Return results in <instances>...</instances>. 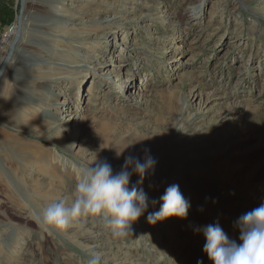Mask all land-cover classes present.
I'll return each instance as SVG.
<instances>
[{
  "label": "rangeland",
  "instance_id": "rangeland-1",
  "mask_svg": "<svg viewBox=\"0 0 264 264\" xmlns=\"http://www.w3.org/2000/svg\"><path fill=\"white\" fill-rule=\"evenodd\" d=\"M0 70V264H86L91 252L213 264L192 221L206 224L208 205L237 222L264 204V0H0ZM145 149L154 168L128 189L148 206L127 237L100 217L41 227L42 209L71 204L82 166L116 175ZM172 185L190 222L149 224ZM219 227L242 243L237 225Z\"/></svg>",
  "mask_w": 264,
  "mask_h": 264
},
{
  "label": "clouds",
  "instance_id": "clouds-1",
  "mask_svg": "<svg viewBox=\"0 0 264 264\" xmlns=\"http://www.w3.org/2000/svg\"><path fill=\"white\" fill-rule=\"evenodd\" d=\"M144 152L143 162L133 155L125 157L121 171L116 175L107 162L96 167L82 166L71 204L60 200L42 209L37 214L41 227L63 233L81 218L100 217L114 240L127 237L131 225L148 206L142 189L137 186H133L131 191L128 189L133 174L138 175V183H142L145 174L154 168L155 161L148 154L149 150ZM160 200L159 211L147 217L149 224L154 225L170 217H187L190 204L178 185L168 187ZM237 227L240 245L230 241L218 225L203 229L206 238L203 251L208 259L213 264H264V204L241 216ZM101 260L99 253L91 252L86 264H101Z\"/></svg>",
  "mask_w": 264,
  "mask_h": 264
},
{
  "label": "bare ground",
  "instance_id": "bare-ground-1",
  "mask_svg": "<svg viewBox=\"0 0 264 264\" xmlns=\"http://www.w3.org/2000/svg\"><path fill=\"white\" fill-rule=\"evenodd\" d=\"M188 9H190V11L192 13V16H197V14L200 12V11H198L199 6H191V7H188ZM15 30H16V26L14 24L13 27H12V30L9 31V29H8V31L5 33L4 36H5L6 43H8L7 34L9 33L8 34L9 37L12 38L14 36L15 32H16ZM2 39H4V38L2 37ZM257 154L258 153L256 151L252 152L253 156H256ZM257 177H258V175H257ZM184 199L190 204L189 199L187 200L185 197H184ZM191 208H192V205L190 204L189 210ZM203 211H204V213L207 216L208 222L206 224L197 225L194 221H192L193 227H190L192 229V232L201 233V232H203L204 228H206L207 226H210V225L211 226H216V225L223 226L224 228L225 227H230L233 224L237 225V222H236V220L234 218L226 217V211L223 210V209H220V208H217V207H214V206L212 208H210L209 205H208V206L205 207V209ZM247 211H248V209H246V213L249 212V211L248 212ZM197 213L198 214H202L203 212L197 211ZM178 219L180 220L181 218H178ZM187 220H188L187 223H189L190 222L189 217L187 218ZM232 231H233V229H232Z\"/></svg>",
  "mask_w": 264,
  "mask_h": 264
},
{
  "label": "water",
  "instance_id": "water-1",
  "mask_svg": "<svg viewBox=\"0 0 264 264\" xmlns=\"http://www.w3.org/2000/svg\"><path fill=\"white\" fill-rule=\"evenodd\" d=\"M19 31H20V17L18 18L17 31H16V34H15V39L17 38V34L19 33ZM11 50H12V45L9 48L8 54H7L6 58H5L3 66L1 68L2 71H3V68L6 65V63L9 61V58H10V55H11ZM1 70H0V74H1Z\"/></svg>",
  "mask_w": 264,
  "mask_h": 264
},
{
  "label": "built area",
  "instance_id": "built-area-1",
  "mask_svg": "<svg viewBox=\"0 0 264 264\" xmlns=\"http://www.w3.org/2000/svg\"><path fill=\"white\" fill-rule=\"evenodd\" d=\"M13 24H14V23H13ZM13 24H12V25H13ZM12 25H11V26H12ZM11 26H10V27H11ZM10 27H9V28H10ZM9 28H8V29H9ZM8 29H7V31H8ZM7 31H6V32H7ZM12 33H13V32H12ZM8 34H9V33H8ZM8 34H7V39L9 38V35H8ZM3 36H4V35H3ZM4 40H5V36H4ZM4 40H3V41H4Z\"/></svg>",
  "mask_w": 264,
  "mask_h": 264
}]
</instances>
